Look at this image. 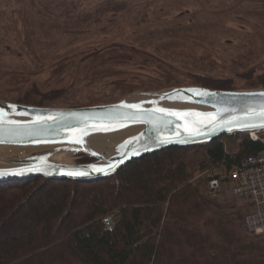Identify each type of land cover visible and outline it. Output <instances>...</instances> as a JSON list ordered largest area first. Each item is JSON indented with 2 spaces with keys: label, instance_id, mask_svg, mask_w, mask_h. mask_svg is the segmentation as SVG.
Returning a JSON list of instances; mask_svg holds the SVG:
<instances>
[{
  "label": "rangeland",
  "instance_id": "374dc122",
  "mask_svg": "<svg viewBox=\"0 0 264 264\" xmlns=\"http://www.w3.org/2000/svg\"><path fill=\"white\" fill-rule=\"evenodd\" d=\"M248 74H264V0H0V101L16 103L37 89L64 91L44 108L108 105L192 86L195 75L264 89H247ZM4 148L14 147H0V162L32 154ZM208 170L191 172L199 192ZM118 220L107 219L108 229Z\"/></svg>",
  "mask_w": 264,
  "mask_h": 264
},
{
  "label": "trees",
  "instance_id": "16d2710c",
  "mask_svg": "<svg viewBox=\"0 0 264 264\" xmlns=\"http://www.w3.org/2000/svg\"><path fill=\"white\" fill-rule=\"evenodd\" d=\"M192 79L195 87L237 90L230 79ZM244 79L247 89L264 88V74ZM63 93L29 89L16 103L49 107ZM228 137L163 150L102 180L0 182V264H264V239L244 235L192 184L191 150L208 154L202 171L229 170L264 151L243 135L239 152L228 153ZM114 214L119 220L110 230L105 221Z\"/></svg>",
  "mask_w": 264,
  "mask_h": 264
},
{
  "label": "water",
  "instance_id": "95a60500",
  "mask_svg": "<svg viewBox=\"0 0 264 264\" xmlns=\"http://www.w3.org/2000/svg\"><path fill=\"white\" fill-rule=\"evenodd\" d=\"M159 108L200 115L173 116L157 111ZM261 113L264 89L180 87L133 93L113 104L84 108H42L0 101V147L48 148L0 162L6 165L0 167V182L102 180L163 150L193 148L224 136L264 131ZM128 131L133 133L116 145L100 148L95 144L97 137ZM63 154L93 162L66 164L55 160Z\"/></svg>",
  "mask_w": 264,
  "mask_h": 264
},
{
  "label": "built area",
  "instance_id": "2783aa9c",
  "mask_svg": "<svg viewBox=\"0 0 264 264\" xmlns=\"http://www.w3.org/2000/svg\"><path fill=\"white\" fill-rule=\"evenodd\" d=\"M248 136L251 141L264 144V132H252ZM205 183L210 197L220 196L227 189L235 197L249 201L254 211L245 217L244 227L254 236H264V151L229 170L225 167L221 175L210 170Z\"/></svg>",
  "mask_w": 264,
  "mask_h": 264
},
{
  "label": "crops",
  "instance_id": "0c3cea01",
  "mask_svg": "<svg viewBox=\"0 0 264 264\" xmlns=\"http://www.w3.org/2000/svg\"><path fill=\"white\" fill-rule=\"evenodd\" d=\"M235 140V142H234ZM239 139L237 137H229L225 142V150L231 154H237L239 152ZM208 160V154L205 150H196L192 151L188 155V165L191 169L194 177L204 176V172L201 171L200 165ZM216 171V170H214ZM216 173V172H215ZM198 189V188H197ZM200 192L202 195L207 196L205 185H202ZM209 199V198H208ZM210 200L216 204L220 211L236 220H242V223L245 217L251 214L254 211L252 204L248 202L239 201L235 196L230 192V190H225L219 197L210 198ZM240 218V219H237Z\"/></svg>",
  "mask_w": 264,
  "mask_h": 264
},
{
  "label": "bare ground",
  "instance_id": "6f19581e",
  "mask_svg": "<svg viewBox=\"0 0 264 264\" xmlns=\"http://www.w3.org/2000/svg\"><path fill=\"white\" fill-rule=\"evenodd\" d=\"M133 132L132 131H128V132H123V133H119V134H114L111 136H106V137H97L95 140V144L98 145V147L100 148H107L109 146H113L116 145L118 142L124 140L126 137L130 136ZM4 154H9V153H33V152H37V151H46L48 150V148H40V149H30V148H26V149H16V148H4ZM68 157L66 156V154L63 155H57L55 160L58 162H63L66 164L68 163ZM6 165L4 164H0V167H4Z\"/></svg>",
  "mask_w": 264,
  "mask_h": 264
},
{
  "label": "snow or ice",
  "instance_id": "6c2138e0",
  "mask_svg": "<svg viewBox=\"0 0 264 264\" xmlns=\"http://www.w3.org/2000/svg\"><path fill=\"white\" fill-rule=\"evenodd\" d=\"M127 107L129 108H139L138 105H127ZM157 111L159 112H167V114L169 115H173V116H181V115H200V114H188V113H178V112H168L166 109H163V108H159L157 109ZM262 116H264V113H261ZM210 118V117H209ZM252 127H255L256 125H251ZM76 142H79L78 140ZM96 171H104V169H95ZM74 174H82V173H74Z\"/></svg>",
  "mask_w": 264,
  "mask_h": 264
}]
</instances>
